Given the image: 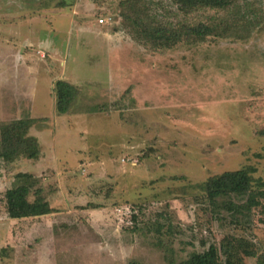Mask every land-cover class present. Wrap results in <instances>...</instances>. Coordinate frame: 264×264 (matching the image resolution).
I'll use <instances>...</instances> for the list:
<instances>
[{"label": "rangeland", "instance_id": "obj_1", "mask_svg": "<svg viewBox=\"0 0 264 264\" xmlns=\"http://www.w3.org/2000/svg\"><path fill=\"white\" fill-rule=\"evenodd\" d=\"M127 1L38 0L39 37L78 31L52 48L36 36L11 52L16 61L8 52L0 61V122L40 119L31 133L44 150L38 161L0 160V264H170L211 245L264 264L262 208L232 213L226 206L247 197L213 205L205 190L210 178L239 170L262 189L264 0H250L261 4L244 40L155 50L125 23ZM156 1L164 22L193 26L208 14L186 17L173 0ZM59 79L81 90L64 116ZM21 172L39 178L52 214L8 213L4 195Z\"/></svg>", "mask_w": 264, "mask_h": 264}, {"label": "trees", "instance_id": "obj_2", "mask_svg": "<svg viewBox=\"0 0 264 264\" xmlns=\"http://www.w3.org/2000/svg\"><path fill=\"white\" fill-rule=\"evenodd\" d=\"M181 13L189 17L200 12H208L195 25L181 21L178 25L161 20L152 7H159V1L128 0L124 4L123 19L135 30V37L143 40L152 49H169L179 42L200 41L207 37L234 40L246 39L242 32H250L253 21L259 17L255 8L260 2L250 0H173ZM259 10L262 8L259 6ZM234 12L233 17L231 13ZM263 20V19H261ZM245 21V24L243 22ZM56 111L60 116L68 115L80 97L81 90L66 80L55 82ZM40 122L37 118L18 119L10 122H0V160L6 164L18 161H38L43 156L40 139L31 133ZM261 182V181H260ZM259 191L253 190V181L246 170L225 172L210 178L205 184L208 200L216 204L219 199L233 196L247 197V205H236L230 202L226 210L232 213H242L253 208H262L264 213V182ZM5 204L12 218H39L53 213L40 180L33 173L21 172L5 195ZM222 252L227 256L225 264H242L236 262L240 251L235 253L224 246L218 248L211 245L204 252H194L185 260L170 259V264H224ZM246 257H255L253 252L244 251ZM131 264H136L132 262Z\"/></svg>", "mask_w": 264, "mask_h": 264}, {"label": "crops", "instance_id": "obj_3", "mask_svg": "<svg viewBox=\"0 0 264 264\" xmlns=\"http://www.w3.org/2000/svg\"><path fill=\"white\" fill-rule=\"evenodd\" d=\"M37 5L38 0H0V44H2L0 45V49L2 52L0 54V61H6L5 57L7 55V52L10 54V56L12 55L11 52L14 53L13 55H15L16 46L18 45H24L25 47L35 45L36 36L38 35L32 26L33 23H35L33 18L37 14ZM45 7L46 9L42 10L43 13L49 12V8L47 6ZM58 11L59 17H65V14H63V10ZM51 16L53 15L51 14ZM60 29V27H54L53 29H50V31H47L46 34L45 32H43L41 34L42 38L39 36L38 37L41 38L42 41L46 40L49 47L52 48L53 46H50V44L52 45L54 41L60 42L59 39L62 40L63 38H65V36L72 37L75 33V30L78 31V29L73 28L70 32L64 31L65 35L62 36L60 35V33L62 32H60ZM13 55L11 57L14 61H16ZM24 57L29 56L25 55Z\"/></svg>", "mask_w": 264, "mask_h": 264}, {"label": "built area", "instance_id": "obj_4", "mask_svg": "<svg viewBox=\"0 0 264 264\" xmlns=\"http://www.w3.org/2000/svg\"><path fill=\"white\" fill-rule=\"evenodd\" d=\"M100 23L102 24V23H104V21L103 20H100Z\"/></svg>", "mask_w": 264, "mask_h": 264}]
</instances>
